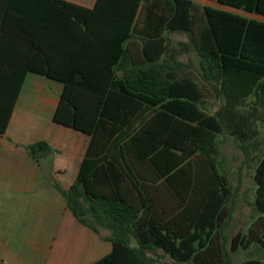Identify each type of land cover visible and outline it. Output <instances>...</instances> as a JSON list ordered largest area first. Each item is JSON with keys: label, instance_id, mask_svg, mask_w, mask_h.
I'll return each mask as SVG.
<instances>
[{"label": "trees", "instance_id": "16d2710c", "mask_svg": "<svg viewBox=\"0 0 264 264\" xmlns=\"http://www.w3.org/2000/svg\"><path fill=\"white\" fill-rule=\"evenodd\" d=\"M213 1L264 16V0ZM29 73L63 84L53 121L88 136L74 182L46 179L80 223L110 231L93 264H235L252 246L240 264H264V20L193 0H0V133ZM226 134L256 163L257 217L233 235ZM26 150L40 166L57 151Z\"/></svg>", "mask_w": 264, "mask_h": 264}, {"label": "crops", "instance_id": "0c3cea01", "mask_svg": "<svg viewBox=\"0 0 264 264\" xmlns=\"http://www.w3.org/2000/svg\"><path fill=\"white\" fill-rule=\"evenodd\" d=\"M258 16L264 18L262 15ZM27 78L28 75L26 80ZM58 83L62 92L63 84ZM23 88L7 131L0 133V237L5 228H24L18 232L24 242H29V247L4 252L0 256V264L5 261L8 264H93L112 249V243L108 239L110 231L103 234L101 228L96 233L80 223L66 206L61 194L47 181L46 175H42L40 165L27 155L26 146L32 140L30 126L24 123V111L19 109ZM54 141L50 144L56 148L54 143L57 141ZM87 145L88 136L86 142L80 139L75 143L73 155L76 159L80 157V163ZM73 182L68 186L62 185L68 188ZM13 204H19L23 208L33 207L44 213L43 220L36 225L37 230H26L25 227L28 226H25V220L15 219L10 215L8 210Z\"/></svg>", "mask_w": 264, "mask_h": 264}, {"label": "rangeland", "instance_id": "374dc122", "mask_svg": "<svg viewBox=\"0 0 264 264\" xmlns=\"http://www.w3.org/2000/svg\"><path fill=\"white\" fill-rule=\"evenodd\" d=\"M67 1L86 7H92L95 0ZM193 1L199 8L212 6L238 13L249 18L264 20L261 16L223 6L210 0ZM173 38L176 41L185 40L187 39V35L185 33H174ZM181 58L188 63L190 59H192V61L197 64V56L194 53L191 55L183 54ZM59 87L60 84L58 82L44 75L29 73L20 98L19 109L24 111V123L30 126L29 129L31 130L30 135L32 142L45 139L52 144L54 140L57 141L54 143L57 151L47 160L42 161L40 166L42 175H46L48 180L54 178L65 186H68L76 178L80 165V161H78L80 157L76 159L73 155L75 143L80 139L86 142L87 135L72 127L53 122L54 107L61 92ZM210 103V109L219 105V101H217L213 95L210 97ZM260 127L262 140L260 149L256 154H261V152L264 151V122L261 123ZM220 140L222 142L225 167L228 169L235 184L241 182L237 200V210L229 230V234L233 235L238 231H246L255 222L257 217V211L253 205L256 194V184L253 179L256 163L245 162L243 150L237 146L230 135L226 134L221 136ZM19 158L21 159L22 156ZM21 208H23L21 205L13 204L8 211L15 219L20 218L19 220H25V226L29 227H25L26 230H37L38 227L36 225L40 220H43L44 213L33 207L23 208L24 210H21ZM22 230H24V228L16 229V227L13 226L4 229V232H2L3 236L1 235L0 237V256L4 252L11 251L12 249L15 250V248L29 247V242H24L22 235L18 232ZM102 233L108 234L109 230L103 228ZM251 254L258 255L260 251L255 246H252L249 251L240 250L236 252L234 255L235 264H240L241 260ZM161 260L168 264H173L168 256L163 257ZM4 264H8V262L5 261Z\"/></svg>", "mask_w": 264, "mask_h": 264}]
</instances>
